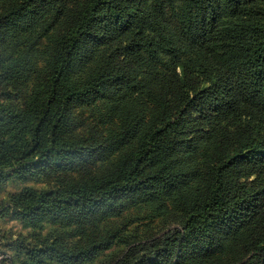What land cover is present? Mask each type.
<instances>
[{
  "label": "trees",
  "instance_id": "16d2710c",
  "mask_svg": "<svg viewBox=\"0 0 264 264\" xmlns=\"http://www.w3.org/2000/svg\"><path fill=\"white\" fill-rule=\"evenodd\" d=\"M93 41L108 45L88 65ZM0 46V182L44 170L0 198L33 237L0 264L8 248L11 264H78L114 245L103 264H264V0H0ZM98 94L108 133L73 137L74 103ZM115 145L107 169L79 165ZM120 197L164 231L107 219Z\"/></svg>",
  "mask_w": 264,
  "mask_h": 264
},
{
  "label": "rangeland",
  "instance_id": "374dc122",
  "mask_svg": "<svg viewBox=\"0 0 264 264\" xmlns=\"http://www.w3.org/2000/svg\"><path fill=\"white\" fill-rule=\"evenodd\" d=\"M43 44V42H41ZM40 44V45H41ZM12 46L13 43L8 44L6 48ZM106 44H98L96 41L89 43L86 47L88 52L87 63L88 65L95 63L96 59L107 48ZM2 46H0V51ZM85 70L76 68L70 74V80L73 82H81L84 80ZM110 103V99L105 95H91L83 98L80 101H76L71 109L72 125L69 130L73 137H104L109 128L112 126L114 120L109 119L105 113L104 107ZM123 148L120 145L115 146H103L100 152L91 157L86 158V161L79 162L80 166L84 169L87 166L88 169H107L113 160L120 154ZM181 153L179 154V156ZM183 156V155H182ZM185 157V156H183ZM187 161V160H186ZM186 161H182L185 163ZM80 168L83 170V168ZM44 170H37L28 181H22L20 179H11L0 182V198L6 197L9 194L18 193L22 188L28 186L38 187L40 185V179L42 178ZM80 171V170H79ZM41 186V185H40ZM115 209L106 212L104 216L109 220H123V223L127 222V231L132 234H136L137 238L143 239L153 237L161 234L164 229V220L162 221L154 215L150 206L139 197L127 198L120 197L116 204ZM32 231L29 228H23L19 221L15 218H7L0 220V248L4 249L5 244H12L14 236L21 234L26 240H32ZM11 239V240H10ZM10 241V242H8ZM122 246L114 245L110 250H106L99 253L94 259L85 260L78 264H103L108 257L115 258L120 254ZM5 259L11 264V261L15 259L14 251L11 249L5 250ZM2 256L0 257V259ZM5 262V264H8ZM153 264V263H151ZM161 264H174V262H162ZM186 264V263H178Z\"/></svg>",
  "mask_w": 264,
  "mask_h": 264
}]
</instances>
